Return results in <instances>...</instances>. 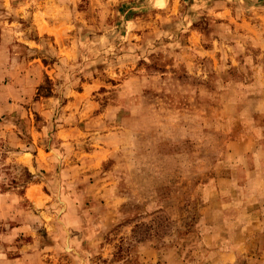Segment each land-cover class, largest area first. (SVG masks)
Listing matches in <instances>:
<instances>
[{
  "label": "rangeland",
  "instance_id": "rangeland-1",
  "mask_svg": "<svg viewBox=\"0 0 264 264\" xmlns=\"http://www.w3.org/2000/svg\"><path fill=\"white\" fill-rule=\"evenodd\" d=\"M0 264H264V0H0Z\"/></svg>",
  "mask_w": 264,
  "mask_h": 264
},
{
  "label": "trees",
  "instance_id": "trees-1",
  "mask_svg": "<svg viewBox=\"0 0 264 264\" xmlns=\"http://www.w3.org/2000/svg\"><path fill=\"white\" fill-rule=\"evenodd\" d=\"M44 91H45L44 87H40V88H39L40 96L43 95V93H45ZM46 95H47V94H46ZM44 96H45V95H44Z\"/></svg>",
  "mask_w": 264,
  "mask_h": 264
}]
</instances>
